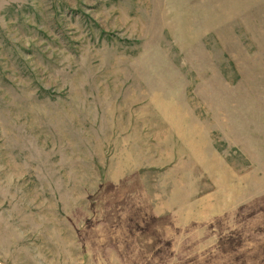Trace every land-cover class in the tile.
<instances>
[{
	"label": "rangeland",
	"instance_id": "374dc122",
	"mask_svg": "<svg viewBox=\"0 0 264 264\" xmlns=\"http://www.w3.org/2000/svg\"><path fill=\"white\" fill-rule=\"evenodd\" d=\"M0 264H264V0H0Z\"/></svg>",
	"mask_w": 264,
	"mask_h": 264
}]
</instances>
